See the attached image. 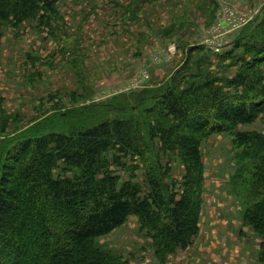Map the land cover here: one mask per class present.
<instances>
[{
  "label": "trees",
  "instance_id": "1",
  "mask_svg": "<svg viewBox=\"0 0 264 264\" xmlns=\"http://www.w3.org/2000/svg\"><path fill=\"white\" fill-rule=\"evenodd\" d=\"M56 5L57 0H0V29L44 20ZM261 17L251 21H260L258 38L245 44L246 56L233 77L201 65L185 71L189 56L162 92L143 94L134 103L126 97L122 104L84 106L97 117L91 124L62 112L9 135L8 121L0 115V264H130L95 240L132 216L152 238L160 259L187 250L201 232L202 144L220 134L231 135L243 161L240 176L248 175L245 180L256 193L245 219L262 239L264 264V132L240 130L264 117ZM244 29L231 48L243 44ZM200 47L194 49H207ZM154 142L182 161L179 187L168 182L169 166L157 157L150 162ZM140 167L147 189L134 181ZM116 168L129 171L130 178L123 179Z\"/></svg>",
  "mask_w": 264,
  "mask_h": 264
},
{
  "label": "rangeland",
  "instance_id": "2",
  "mask_svg": "<svg viewBox=\"0 0 264 264\" xmlns=\"http://www.w3.org/2000/svg\"><path fill=\"white\" fill-rule=\"evenodd\" d=\"M167 2L178 7L152 9L148 0H57V11L44 20L33 19L19 27L5 24L0 29V115L8 121L6 134L23 131L62 112L73 114L74 120L94 123L98 121L94 111L85 107L113 101L122 104L126 97L134 103L143 94L162 92L175 73L170 76L168 71L180 63V68L186 67L189 56L190 68L185 71H194L201 65L205 71L233 77L240 59L246 56L245 44L258 38L260 21L251 25V19L255 14L264 17V0H218V4L215 0L208 18L193 9L197 1ZM185 3L190 4L186 9ZM101 8H115L116 16L121 18H128L132 12L150 20V25H134L130 34L132 20L128 18L129 26L114 29L113 13L107 23L99 24V18L93 17ZM188 13L190 17L183 16ZM180 23L187 26L179 30L189 31H193V24L204 23L208 38L202 44L206 51L195 50L202 44L189 46L185 34H173L172 30L169 37L150 41L151 27L169 29ZM242 28H248L243 44L231 48L235 38L229 41L227 36ZM224 46L229 50H222ZM151 67L163 70V74L156 73L152 78ZM86 111L91 116H85L90 115ZM240 130L264 132V117ZM152 149L150 162L155 163L157 157L161 164L169 166L168 182L179 187L184 177L182 161L161 151L156 142ZM202 152L206 172L204 204L201 232L192 246L160 259L152 238L133 216L97 238L95 245L130 264H261L262 239L245 219L257 196L245 180L248 175L240 176L243 161L231 135L206 138ZM116 169L123 179L130 178L129 171ZM135 175L134 181L147 189L144 169L140 167Z\"/></svg>",
  "mask_w": 264,
  "mask_h": 264
},
{
  "label": "crops",
  "instance_id": "3",
  "mask_svg": "<svg viewBox=\"0 0 264 264\" xmlns=\"http://www.w3.org/2000/svg\"><path fill=\"white\" fill-rule=\"evenodd\" d=\"M148 1H149V7L152 6L151 7L152 9H153V6H158V8H160V9H167L168 8V9H171V10H174V9H176V7H178V6H173V5L171 6L167 2V0H148ZM194 1H197V3L193 4V5H196V7L193 8V9L196 10L200 14H204L205 17H207V18L209 17L208 14H209L211 8H214V6L216 4H218V0H217V3L215 5L213 4V3H215V0H194ZM188 5H190V4H188V3L184 4L185 9L188 7ZM116 6L120 7L121 5L117 4ZM117 7H115V8H117ZM115 8L113 10H107L105 8H101V9L96 11V13L94 14L93 18H95V17L99 18L98 23L99 24H105V23L108 22L110 13H113L116 16ZM183 16L184 17H186V16L190 17L191 14L188 13L187 15H183ZM257 17H258V14H255V16L251 19V21L255 20ZM128 18L130 20H132L130 22V25H132V28L130 30V34H132L131 31L135 27L134 25H139V24H146V25L149 24L150 25V20L148 21L146 18H140L139 16L134 15L132 12H131V14H130V16ZM128 18H121V17H117L116 16L115 17L116 20L114 21V25H115L114 29H124L126 26H129L128 25V20H129ZM123 19H124V21L122 22ZM151 19H152V17H151ZM193 19H194V16H193ZM184 21H187V20H184ZM179 25L180 26H177L176 24H173L171 26V28H169V29L151 27L149 29V39H150V41L154 40V39H163V38L169 37V36H167L169 30H172L173 34L175 32L176 33H180L181 36H183V34H185L186 37H187V40L189 41V46H194L196 44H202V43L205 42V39L208 38V37L205 36V33H204V29H205L204 23L200 24V25L193 24V31L183 30L187 26L185 24L180 23ZM180 27H184V28L179 30ZM206 27H207V25H206ZM181 32L183 34H181ZM234 32H235L234 34L227 36V37L230 38L229 41L231 39H233V38H236L237 37V33L239 31H234ZM135 36H136V38H141V36H143V34L135 35ZM227 48H228V46L227 47L224 46L222 50H227ZM180 64H176V66L171 71H168L170 76L180 68L179 67ZM112 68H114V66H112ZM162 71L163 70H158V69L155 70L154 67H151L152 78H154V75L156 73H162Z\"/></svg>",
  "mask_w": 264,
  "mask_h": 264
}]
</instances>
